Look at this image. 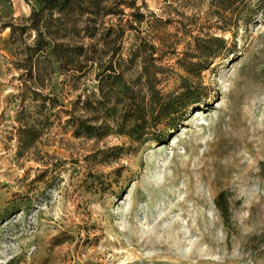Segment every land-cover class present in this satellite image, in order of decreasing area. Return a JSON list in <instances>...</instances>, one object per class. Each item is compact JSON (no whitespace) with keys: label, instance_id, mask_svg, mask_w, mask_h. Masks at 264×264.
Listing matches in <instances>:
<instances>
[{"label":"rangeland","instance_id":"374dc122","mask_svg":"<svg viewBox=\"0 0 264 264\" xmlns=\"http://www.w3.org/2000/svg\"><path fill=\"white\" fill-rule=\"evenodd\" d=\"M51 1L0 0V264H264V6L225 27L198 0L101 19ZM80 46L103 65L139 49L109 100L96 68L51 59Z\"/></svg>","mask_w":264,"mask_h":264},{"label":"trees","instance_id":"16d2710c","mask_svg":"<svg viewBox=\"0 0 264 264\" xmlns=\"http://www.w3.org/2000/svg\"><path fill=\"white\" fill-rule=\"evenodd\" d=\"M169 1L171 0H165V3H168ZM185 1L186 2H190V1L197 2V0H185ZM198 1L199 3H204L208 7V10L206 12V17H209L211 19H217V21L222 23L225 27L231 24V22L227 19V16L233 17L234 15H241V18L250 17L258 9H260V7L262 8V6H264V0H198ZM72 2L73 0H52L46 6L53 7V8L57 7L61 9L62 6L71 5ZM90 2L92 3V7H93V9H90L92 10L90 11V14L94 18L101 19L109 15L110 16H118V15L123 16L124 15L123 10L119 9L121 6L126 4L123 0H90ZM128 7L131 8V10L136 11L135 13H130L129 16L132 17L135 20V22L141 24L145 20V14L140 13L138 9L134 7V4L128 5ZM58 11L60 12V10ZM37 17H38V14L35 13V11H33L28 18V21L31 22V25L29 28H31L32 30L40 34V38H41L42 32H41V29L40 30L38 29V23L39 21L41 22V19L39 20ZM118 18H119V21L121 22L122 17H118ZM106 32L108 36H110V34L111 33L113 34L114 32L115 37L114 39L111 40L110 43H112L113 46H116V44H119L120 46L122 37L124 35V30L122 29L121 25H119L116 28V30H114L113 27H109ZM46 35L50 36L51 34L47 33ZM48 38H51V37H48ZM60 47H63V46H60ZM57 48L58 46L53 47L54 50ZM90 53H91L90 51L87 52V50H85L84 46L77 47L75 50H69L68 48H66L59 52L57 51L52 52L51 59L53 60L54 63L58 65L59 69H65V68L70 67L71 70H74V69L77 70L79 69L82 63L85 64L84 66L88 65L92 68L93 67L96 68L97 69V74H96L97 91L99 94L96 93L95 95L98 94L100 95L99 98H102L104 100H109L114 90L115 81L117 79L123 78V71H121V69L119 71V69H117V65H118V68H120L119 66L121 63L126 64V63H131L132 61L136 60L138 57H140L139 49L138 51L136 50L130 53L128 60L124 61L123 59H120L119 60L120 62H118L116 65L115 63L111 61L113 56L111 57V59H109L107 63H105V65H103L101 64L100 57H96L97 55L96 52L92 54ZM149 57H152V55ZM43 58H44V55H40V82H42L43 77H46V74L44 75V72L41 68V64L44 62ZM30 61H31V57H30ZM196 65L198 64H190L191 67H195ZM36 71H37L36 77H38L39 76V74H37L38 70ZM27 72L30 76L33 74V71L31 69V62H30V66L28 67ZM64 72H68V70ZM67 76L71 77L72 82H76L78 80V77L73 72H71V74H67ZM88 102H89V99L84 101L83 104H89ZM96 102L97 103L95 102L93 103L96 105H99V101H96ZM142 105L143 103L141 102L140 104L135 102L131 104L129 108L134 115H139L140 113L144 112ZM80 126L81 127H79V130H86L84 131L85 134H90V132L88 131L93 128V127H90L84 124ZM19 130H20L19 131L20 139H22V141L24 139H27L28 145L33 144L38 139V133L36 131L35 125L22 123ZM27 148L29 147L27 146ZM221 199H222V195H220L217 198L216 202H219V200ZM218 208L222 212V214L225 215L227 213L228 208H227L226 203H220V205H218Z\"/></svg>","mask_w":264,"mask_h":264},{"label":"bare ground","instance_id":"6f19581e","mask_svg":"<svg viewBox=\"0 0 264 264\" xmlns=\"http://www.w3.org/2000/svg\"><path fill=\"white\" fill-rule=\"evenodd\" d=\"M198 200V199H197ZM113 244H114V242L113 243H109L108 245H112V248H113ZM107 251H109V250H107ZM114 256V255H113Z\"/></svg>","mask_w":264,"mask_h":264}]
</instances>
